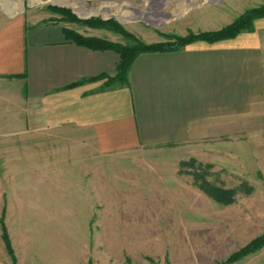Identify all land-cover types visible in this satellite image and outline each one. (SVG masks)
Segmentation results:
<instances>
[{
  "label": "rangeland",
  "instance_id": "rangeland-1",
  "mask_svg": "<svg viewBox=\"0 0 264 264\" xmlns=\"http://www.w3.org/2000/svg\"><path fill=\"white\" fill-rule=\"evenodd\" d=\"M261 5L264 0H0V14L38 12L84 37L131 47L134 38L156 44L216 32ZM220 132L90 158L75 147L62 151L60 137L43 138L42 150L35 138L21 152L0 144V264L32 256L52 264H223L264 232V120L245 123L237 116L221 122ZM79 159L108 162L107 178L92 186L102 192L93 191L92 200L65 199L71 194L58 193L52 168L44 169L46 182L36 184L37 162L51 167ZM19 161L27 168L6 167ZM196 173L233 189V202L205 193ZM232 264H264V246Z\"/></svg>",
  "mask_w": 264,
  "mask_h": 264
},
{
  "label": "crops",
  "instance_id": "crops-1",
  "mask_svg": "<svg viewBox=\"0 0 264 264\" xmlns=\"http://www.w3.org/2000/svg\"><path fill=\"white\" fill-rule=\"evenodd\" d=\"M47 19L33 11L0 14V144L14 152L29 138L42 150L43 138L60 137L62 151L75 147L90 158L93 152L219 137L221 122L237 116L245 123L264 120V17L233 38L142 52L127 82L108 81L117 74L118 52L77 44L65 35V24ZM7 163L27 168L23 161ZM51 165L36 163V184H44V169L52 168L58 193L71 194L65 199L74 202L100 194V186H92L107 178L109 168L101 159ZM16 179L21 184L22 177ZM36 257L22 264H52Z\"/></svg>",
  "mask_w": 264,
  "mask_h": 264
},
{
  "label": "trees",
  "instance_id": "trees-1",
  "mask_svg": "<svg viewBox=\"0 0 264 264\" xmlns=\"http://www.w3.org/2000/svg\"><path fill=\"white\" fill-rule=\"evenodd\" d=\"M264 16V5L248 10L244 15L237 18L232 24L225 27L222 30L216 32H203L200 34H189L188 36H176L175 40L172 42L165 43H156V44H146L143 41H140L133 36L135 39V45L133 46H125L118 43H113L104 39L96 38V37H84L77 32H73L67 28H64L63 31L65 35L72 39L74 42L80 45H84L93 49H113L119 53L120 59L117 66V74L114 77L108 78L109 82H127V74L129 67L132 61L135 59L137 55L142 52L149 51H164V50H173L179 49L189 43H192L198 39H203L209 42L223 40L227 38H233L238 33H240L244 29L251 30L254 27V20ZM109 22H92V25H102L109 24ZM123 34V30H120ZM195 183L196 185L202 189L209 196L214 198L216 201L223 203H231L234 200V190L233 189H225L215 186L210 181L206 180L202 175L196 173L195 174ZM3 225V224H2ZM3 239L7 245V248L10 250V239L7 233L6 227L3 225ZM264 246V232L251 240L248 244H246L240 250L234 252L223 264H232L236 260L240 259L243 256H246L252 252L257 251L261 247Z\"/></svg>",
  "mask_w": 264,
  "mask_h": 264
},
{
  "label": "bare ground",
  "instance_id": "bare-ground-1",
  "mask_svg": "<svg viewBox=\"0 0 264 264\" xmlns=\"http://www.w3.org/2000/svg\"><path fill=\"white\" fill-rule=\"evenodd\" d=\"M80 6V5H79Z\"/></svg>",
  "mask_w": 264,
  "mask_h": 264
}]
</instances>
